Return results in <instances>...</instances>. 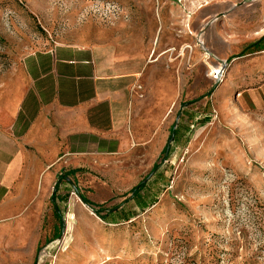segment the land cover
Returning <instances> with one entry per match:
<instances>
[{
  "label": "rangeland",
  "instance_id": "374dc122",
  "mask_svg": "<svg viewBox=\"0 0 264 264\" xmlns=\"http://www.w3.org/2000/svg\"><path fill=\"white\" fill-rule=\"evenodd\" d=\"M263 36L264 0H0V111L26 90L29 54L105 42L141 69L152 132L68 164L35 250L22 261L0 238V264H264V50L250 48ZM146 177L141 209L126 200Z\"/></svg>",
  "mask_w": 264,
  "mask_h": 264
},
{
  "label": "crops",
  "instance_id": "0c3cea01",
  "mask_svg": "<svg viewBox=\"0 0 264 264\" xmlns=\"http://www.w3.org/2000/svg\"><path fill=\"white\" fill-rule=\"evenodd\" d=\"M23 68L26 90H14L0 111V238L22 261L36 247L37 211L68 164L152 136L140 125L141 69L114 45L56 43L29 54Z\"/></svg>",
  "mask_w": 264,
  "mask_h": 264
},
{
  "label": "trees",
  "instance_id": "16d2710c",
  "mask_svg": "<svg viewBox=\"0 0 264 264\" xmlns=\"http://www.w3.org/2000/svg\"><path fill=\"white\" fill-rule=\"evenodd\" d=\"M250 48H255L257 49L258 51H263L264 50V36L256 41L255 43H253ZM177 134H178V128H175L174 126L171 128V131H170V137L168 139V143L165 145V147L163 148L162 150V154H166V157H168L170 155V153L172 152V143H174V141L176 140V137H177ZM158 169H159V165L158 164H155L151 170V174H156L158 172ZM73 171H69L67 173H65L64 177H68L70 174H72ZM64 177H60V179L64 178ZM148 179V177H146L144 180H142L138 185H136L135 187H133L130 191V193L132 194V196L126 200V202H128L129 200L131 199H137L139 200V207L141 209H146L147 207H150L153 203H142L140 202L143 198H142V195H141V192L144 190L145 186L147 185V183H145V181ZM60 181L56 184L55 186V192L54 194L52 195V199L54 200L55 199V196H56V192L58 191V185H59ZM76 188V187H75ZM76 191L79 193V190L76 189ZM80 194V193H79ZM80 197L82 199V201L86 204H89V205H93L92 202L86 198L83 194H80ZM103 209H100V210H96L97 213H100ZM118 211L115 209H112L110 211V214L109 215H113V214H117ZM105 218V217H104ZM130 218H126V220H128ZM60 234V233H59ZM58 234V235H59Z\"/></svg>",
  "mask_w": 264,
  "mask_h": 264
},
{
  "label": "bare ground",
  "instance_id": "6f19581e",
  "mask_svg": "<svg viewBox=\"0 0 264 264\" xmlns=\"http://www.w3.org/2000/svg\"><path fill=\"white\" fill-rule=\"evenodd\" d=\"M183 23H184V25H186V26H188V19H184L183 20ZM163 54H166V52L165 53H163ZM208 56V55H207ZM209 63V62H208ZM211 66V65H210Z\"/></svg>",
  "mask_w": 264,
  "mask_h": 264
},
{
  "label": "water",
  "instance_id": "95a60500",
  "mask_svg": "<svg viewBox=\"0 0 264 264\" xmlns=\"http://www.w3.org/2000/svg\"><path fill=\"white\" fill-rule=\"evenodd\" d=\"M226 63H224L223 67H225Z\"/></svg>",
  "mask_w": 264,
  "mask_h": 264
},
{
  "label": "built area",
  "instance_id": "2783aa9c",
  "mask_svg": "<svg viewBox=\"0 0 264 264\" xmlns=\"http://www.w3.org/2000/svg\"><path fill=\"white\" fill-rule=\"evenodd\" d=\"M216 74H219V73H216Z\"/></svg>",
  "mask_w": 264,
  "mask_h": 264
}]
</instances>
